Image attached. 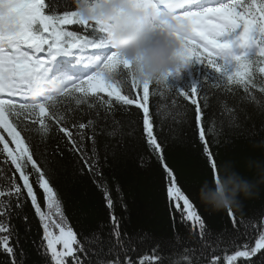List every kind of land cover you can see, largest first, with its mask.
<instances>
[{
    "label": "snow or ice",
    "instance_id": "6c2138e0",
    "mask_svg": "<svg viewBox=\"0 0 264 264\" xmlns=\"http://www.w3.org/2000/svg\"><path fill=\"white\" fill-rule=\"evenodd\" d=\"M134 2L150 13L148 19L154 27L159 24L160 14L164 13L179 27L187 29L188 34L182 38L178 52L180 67L166 75L164 84L138 81L131 62L108 43L105 26L83 19L76 10H66L72 6L73 0H0V153L5 157L3 163L10 160L19 173V180L23 181L22 185L13 181L7 191L0 190V254L5 257L0 264H25L18 230L11 223L14 209L16 215L22 213L25 195L30 198L43 228L36 251L45 264H163L164 257L160 253L173 241L157 242L150 255L138 260L133 258L132 241L121 231V218L112 214L114 201L108 184L98 185L111 217L109 235L112 240L108 241L106 251L101 247L94 252L89 247L101 244L98 233L84 237L83 241L78 239L57 199L53 184L67 167L64 152L59 147L56 153L60 159L56 154L49 158L41 152V142L53 130L49 121L63 125L59 132L67 138L65 147L72 157V179L85 174V170L93 177L100 175L97 119H88L86 123L71 119L69 123V115L57 106L62 98L71 97L78 107L105 108L107 116L113 111L114 102L104 100L101 93L114 97L115 102L124 106L135 105L142 109L147 144L167 174L170 207L174 205L173 210L179 214L181 224L196 222L199 225L200 248L183 249L182 260L177 264H201L205 251L211 247L208 243L211 233L206 229L205 220L189 195L178 185L172 168L164 163V146L153 131L150 85H163L194 106L195 125L206 154L201 167L206 170L210 165L214 176L218 162L216 154L210 150L203 126L211 100L217 98L230 123L236 122L237 112L242 109L229 107V97L254 102L264 110V0ZM69 26L79 30H70ZM129 81L131 88H142L141 97L123 94ZM95 115L98 118L100 113L97 111ZM176 117L186 120L187 109L178 111L173 118ZM213 130L208 129L209 132ZM118 131L114 129L108 135L116 136ZM134 132L132 127L127 135L132 136ZM4 133L11 139H7ZM33 136H39L40 142L33 143ZM86 141H90V147ZM113 158H116L115 152ZM103 163H107V157ZM34 173L36 178L30 182ZM34 183L43 190L47 208L55 209L60 222L51 220V212L42 210ZM116 190L119 192V186ZM179 201L183 202L182 206ZM227 214L233 217L235 226L233 211L228 210ZM23 218L28 220L26 215ZM52 227L59 229V234H54ZM180 239L179 235L175 236V242ZM90 256L98 258L93 260ZM219 260L220 257L213 255L208 264H218ZM226 260L227 264H237L238 261L240 264H264V230L254 241L250 238V242L238 245Z\"/></svg>",
    "mask_w": 264,
    "mask_h": 264
},
{
    "label": "trees",
    "instance_id": "16d2710c",
    "mask_svg": "<svg viewBox=\"0 0 264 264\" xmlns=\"http://www.w3.org/2000/svg\"><path fill=\"white\" fill-rule=\"evenodd\" d=\"M66 10H75V0ZM69 28L79 30L73 26ZM123 94L139 98L143 93L142 88H131L129 81ZM240 95L242 96L243 93L241 92ZM257 95L260 94L257 92ZM100 96L106 101L114 102L113 111L107 116H105V108L89 109L86 105L78 107L75 99L71 97L62 98L57 106L69 115V123L71 119H75L77 123L97 119V148L101 158L100 175L93 177L85 170V174L78 176L75 180L72 179L70 175L72 157L65 147L67 138L64 133L59 132L62 124L58 125L54 121H49L53 130L41 142V152L49 158L53 154H56L58 159L61 158L56 153L57 147L64 152V164L67 170L60 173L53 187L67 222L77 232L78 239L81 241L84 237H91L94 233H98L101 244L89 247L94 252L99 251L101 247L106 251L108 241L112 240L109 235L111 217L104 194L98 187L106 183L109 185L114 201L112 214L121 218V231L126 239L132 241L133 258L138 260L141 256L150 255L151 249L157 242L165 244L173 241L171 245L165 246L160 254L164 257L163 264H177L182 260L183 249L200 248L199 225L196 222L181 224L179 214L173 210L174 205L170 207L167 196V174L157 155L152 153L147 144L143 132L142 109H138L135 105L124 106L115 102L114 97H108L106 93H101ZM228 106L242 109L237 112L235 123L229 122L228 114L217 98H213L203 126L210 150L216 154L217 162L234 159L238 162V170L243 172L244 158L264 155V151L253 147L254 143L264 141V110L256 103L241 100L239 97L235 99L229 97ZM125 107L128 108L127 112ZM149 108L154 134L165 149L164 163L172 168L177 176L178 185L189 195L198 213L205 220L206 229L211 233V239L208 241L211 247L205 251L201 264H208V260L213 255L220 257L218 264H227V255L232 254L238 245L250 242V238L254 241L259 232L264 230V189L251 199H243L239 210L233 211L235 226L233 217L227 214L228 210L206 209L199 201L197 192L204 179L211 180L214 176L210 165L206 170L201 167V162L206 160V154L203 152V143L199 141V129L194 120V106H191L190 101L179 96L178 93L168 91L163 85L157 87L153 84L150 85ZM185 108L188 116L186 120L179 117L173 118L178 111H184ZM97 111L100 113L98 118L95 115ZM32 126L38 127V125ZM132 127L135 128V132L129 136L127 133ZM209 128L214 130L209 132ZM114 129L119 130L117 135L109 136L108 133ZM70 130L75 131L71 128ZM4 135L7 139H11L6 133ZM40 139L39 136H33L32 142H40ZM86 143L90 147V141ZM10 147L14 149L15 145L10 144ZM113 152L116 158H113ZM105 157H107L106 164L103 163ZM4 158V154L0 153V169H3L0 173V190L7 191L13 181L20 185L23 181L19 180V173L15 171V166L10 160L7 164L3 163ZM35 178L34 173L30 176V182H33ZM117 186H119V192L116 190ZM34 190L42 210L50 211V219L60 222L55 209L47 208L43 190L38 184L34 183ZM179 203L183 205L182 201ZM52 210H54L53 213ZM16 211L14 209L11 223L18 230L20 246L25 253V264H45L36 251V245L41 242L43 236V228L30 198L25 195V206L20 215H16ZM25 215L28 217L27 221L23 218ZM176 235L181 237L178 243L175 242ZM90 258L95 260L98 257L90 256ZM4 259L5 257L0 254V261ZM237 264L240 262L238 261Z\"/></svg>",
    "mask_w": 264,
    "mask_h": 264
},
{
    "label": "clouds",
    "instance_id": "9594fccd",
    "mask_svg": "<svg viewBox=\"0 0 264 264\" xmlns=\"http://www.w3.org/2000/svg\"><path fill=\"white\" fill-rule=\"evenodd\" d=\"M75 10L83 19L105 26L108 43L131 62L138 81L164 84L166 75L180 67L178 52L188 32L168 15L161 13L154 27L150 13L134 0H75ZM253 147L264 151V141ZM242 167L243 172L234 159L217 163L214 177L204 179L197 192L206 209L239 210L243 199L264 189V155L244 158Z\"/></svg>",
    "mask_w": 264,
    "mask_h": 264
},
{
    "label": "rangeland",
    "instance_id": "374dc122",
    "mask_svg": "<svg viewBox=\"0 0 264 264\" xmlns=\"http://www.w3.org/2000/svg\"><path fill=\"white\" fill-rule=\"evenodd\" d=\"M46 213L50 212V211H45ZM54 212V210H52V213ZM52 231L54 232V234H59V229H56L55 227H53Z\"/></svg>",
    "mask_w": 264,
    "mask_h": 264
}]
</instances>
